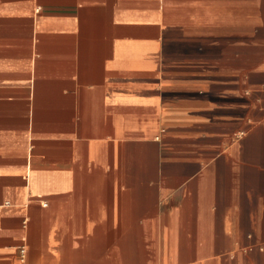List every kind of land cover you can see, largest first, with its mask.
Segmentation results:
<instances>
[{
  "label": "crops",
  "instance_id": "obj_1",
  "mask_svg": "<svg viewBox=\"0 0 264 264\" xmlns=\"http://www.w3.org/2000/svg\"><path fill=\"white\" fill-rule=\"evenodd\" d=\"M0 264H264V0H0Z\"/></svg>",
  "mask_w": 264,
  "mask_h": 264
},
{
  "label": "built area",
  "instance_id": "obj_2",
  "mask_svg": "<svg viewBox=\"0 0 264 264\" xmlns=\"http://www.w3.org/2000/svg\"><path fill=\"white\" fill-rule=\"evenodd\" d=\"M5 204H8L9 201L8 200H5L4 202ZM45 204V203H44ZM24 252H25V247L24 246H20V253H21V257L24 256Z\"/></svg>",
  "mask_w": 264,
  "mask_h": 264
}]
</instances>
